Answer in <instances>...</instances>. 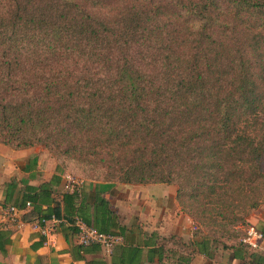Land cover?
Listing matches in <instances>:
<instances>
[{
    "label": "trees",
    "instance_id": "1",
    "mask_svg": "<svg viewBox=\"0 0 264 264\" xmlns=\"http://www.w3.org/2000/svg\"><path fill=\"white\" fill-rule=\"evenodd\" d=\"M0 144L43 148L56 174L172 185L192 222L221 216L227 191L263 176L264 0H0ZM50 186L23 196L26 218L115 233L61 215ZM210 245L155 235L152 252L189 264ZM71 249L103 264L82 255L97 245Z\"/></svg>",
    "mask_w": 264,
    "mask_h": 264
},
{
    "label": "crops",
    "instance_id": "2",
    "mask_svg": "<svg viewBox=\"0 0 264 264\" xmlns=\"http://www.w3.org/2000/svg\"><path fill=\"white\" fill-rule=\"evenodd\" d=\"M46 182L51 184L50 191L55 194L61 215L78 214L89 221L95 220L102 231L117 232L122 237L120 246L110 252L97 250L82 254L88 262L156 264L152 252L155 235L176 234L193 241L190 235L183 234L190 220L177 209L174 186L82 179L74 200L65 206L58 195L65 192L64 177L54 172L52 160L37 148L11 150L0 144V264H86L78 257L81 253L71 249L75 235L66 225L57 227L51 243L43 247L39 236L28 228L16 229L1 221L4 206L20 207L25 194L38 192ZM40 200L42 211L52 208L50 198L40 197ZM252 225L264 236V207ZM212 245L208 256L195 255L189 264H244L246 259H241L243 255L237 246L214 248ZM262 245L264 253V240ZM260 257L264 258V254Z\"/></svg>",
    "mask_w": 264,
    "mask_h": 264
},
{
    "label": "built area",
    "instance_id": "3",
    "mask_svg": "<svg viewBox=\"0 0 264 264\" xmlns=\"http://www.w3.org/2000/svg\"><path fill=\"white\" fill-rule=\"evenodd\" d=\"M64 177V191L75 194L80 186V180L72 178L69 175ZM30 209L29 202H25L22 207L6 205L1 211V221L9 227L16 229L28 228L39 236L43 247L49 245L52 241L54 230L60 225H66L75 231V240L78 245L88 246L97 245L104 252L110 250L122 243V237L117 233L99 232L90 225H87L79 217H74L69 223L65 219H57L54 216H31L25 215ZM264 240L263 234L254 226L248 225L239 240V243L248 251L256 252L262 248Z\"/></svg>",
    "mask_w": 264,
    "mask_h": 264
},
{
    "label": "rangeland",
    "instance_id": "4",
    "mask_svg": "<svg viewBox=\"0 0 264 264\" xmlns=\"http://www.w3.org/2000/svg\"><path fill=\"white\" fill-rule=\"evenodd\" d=\"M33 148L41 150L48 159L52 160L43 148ZM262 172L263 176L248 190L243 192L237 190H233L232 192L227 191V197L224 198L223 203L217 207V210L222 211L223 214L221 216L215 215L216 217L213 219L206 218L203 221L192 222L183 211L180 210L176 202L177 209L190 220V224L185 228L183 234L187 236L190 235L193 241L206 238L213 244L212 246H215L214 248L238 246L244 229L248 225L254 224V220L260 215L264 207V165ZM63 175H69L77 180L83 179L67 172ZM184 240L186 241V239ZM262 248L259 251L252 252V254L261 256L264 254Z\"/></svg>",
    "mask_w": 264,
    "mask_h": 264
}]
</instances>
